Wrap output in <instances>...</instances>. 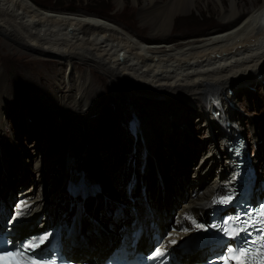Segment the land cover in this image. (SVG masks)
<instances>
[{
  "label": "bare ground",
  "instance_id": "1",
  "mask_svg": "<svg viewBox=\"0 0 264 264\" xmlns=\"http://www.w3.org/2000/svg\"><path fill=\"white\" fill-rule=\"evenodd\" d=\"M133 1L137 4L140 0ZM166 1L165 4H160L155 0H146L139 12L143 26L149 27L153 36L164 39L161 45H148L113 22L100 19L95 15L85 12L66 14L42 10L31 0H0V30L14 43L37 53L53 56L68 64L71 70L74 68V61L77 60L106 73L113 81L115 90L117 89L121 94L119 100L122 98V101L127 103V118L134 117L132 120L137 121L140 120V113H142L144 134L149 132L151 138L155 136L152 133L156 127L164 126L163 129L166 131L170 126V128L185 127L187 118L185 109L183 114L182 112L175 114V118L164 113V122L161 123V120H154L143 111L141 103L135 99L143 98L145 101L155 103L160 101L157 105L161 103L162 106H164L163 101H166V107L177 99H184L189 104L188 107L201 113L206 130L212 136V140L205 143L208 149L201 148L194 154L196 158L202 156L201 158L205 160L203 168L196 169L197 172L190 178L186 176L190 168L187 169L185 166L184 169L178 168L174 173L169 172L167 175L174 176L175 179L180 176L176 184L173 185V182L170 184L176 192L175 196L179 194L177 200H173L172 203L176 206L177 219H182L183 214L204 215L213 204L210 198L213 197L215 189L219 186L218 193H221L235 177L232 141L235 136H241L244 132L238 107L236 109V97L241 91L246 92L247 86H260L261 82L264 83V0L261 4H257V0H204L208 8L212 5L218 10L222 30H212L201 40L195 39L188 42L185 40L177 44H173L176 40L170 38L173 36L171 26L174 19L190 13L191 10H200L203 0ZM121 5L122 0H118L117 6ZM76 77L77 75L70 71L64 74L61 81H58L57 87L64 94L70 91V94L63 96L60 100H72L71 94L78 87L82 91L81 82L76 83ZM82 77L85 78L82 86L85 95L77 93L73 100L84 101V96L89 98L88 96L92 97V92L95 93V102H90L88 106L83 105L84 109L94 111L93 117L85 119L86 114L80 115L82 123H79V125L89 123L87 129H91L98 119L95 115L101 113L99 109L103 93L93 86L91 90L88 89L89 73L83 74ZM122 89L125 93H121ZM133 103H137V106L135 107ZM4 104L0 101V110ZM3 112H6V109ZM69 113L67 112V116L73 118L74 116H70ZM4 114L0 113V130L5 122ZM169 115L172 114L169 113ZM129 132L134 143L139 142L141 146L140 161L137 162V157L135 158L138 151L131 145L135 151H132L131 155L129 152V157L126 158L121 170L120 194L112 195L108 194V185L113 184L118 187L119 179L116 181L113 179L112 183L106 175L95 174L82 166L87 163V158L84 159L88 152L87 145L72 154L71 144H65L66 147L67 145L70 147V150L63 148V150H69L68 153L61 152L48 164L49 169H63L59 175L61 183L47 185L33 178L27 179L29 176L22 174L17 176L13 173V175L9 174V177L6 176L4 167L8 164V158L5 156L6 149L0 144V159L4 161V166L0 162V182L2 180V183L5 181L8 183L6 189H0V194L5 191L7 195L10 189H18L21 193L16 203L17 220L22 223L18 228L20 238L26 229L39 230L58 222L65 223L68 217L80 214L86 218L89 227L102 226L107 229L105 233L96 228L97 232L93 231L89 236H85V239L77 238L72 254L77 256L80 251L87 250L90 256L93 250L94 254L99 252L101 256L107 254L113 244V234L108 227L117 230L110 211L120 210L126 213L125 202L135 199L140 182L149 190L151 200L163 202V207L166 205L167 209L173 191L172 188L169 190L166 188L164 170H161L163 172H160L158 178L155 174L151 175L155 170L154 161H152L155 156L150 154L146 143L134 139L138 136L135 131L129 130ZM254 135L264 157V138L256 130ZM127 136L125 137H130ZM169 138L170 134L167 133L164 141L169 142ZM218 140H220L219 144ZM169 150L172 149L169 148ZM225 152L228 158L223 157ZM220 154L223 159L218 161L215 156ZM113 160L117 159H107L109 162ZM136 162L138 167L133 170ZM143 162H146L145 166H142ZM176 163L179 165L178 160H174L170 169L175 167ZM216 164L223 171L222 173L219 171V175L213 170ZM257 164L260 168L263 167V172L258 177L259 184H262L264 183V159H260ZM46 165L43 162L40 166L46 167ZM126 165L128 172L124 174ZM156 168L159 169V167ZM42 169L44 168L39 169V172H42ZM164 169L168 167L165 165ZM142 171L144 173H141ZM13 176H16L18 181L16 186L13 185L16 182ZM8 178L10 180H7ZM99 178H102L106 184H100V187L96 188L95 183ZM161 183L162 186H160ZM41 185L43 187L37 193L35 187ZM56 185L58 186L55 189ZM90 192H96L97 195L89 198ZM101 194L106 196V203L101 206L103 213L98 214L97 208L93 210L94 201ZM58 195H61V198H58ZM25 211L29 212L27 218L24 217ZM168 213L167 210L166 214ZM152 215L156 218L157 224L164 226V218L159 215L157 209L153 210ZM172 216L169 214L168 218Z\"/></svg>",
  "mask_w": 264,
  "mask_h": 264
},
{
  "label": "rangeland",
  "instance_id": "2",
  "mask_svg": "<svg viewBox=\"0 0 264 264\" xmlns=\"http://www.w3.org/2000/svg\"><path fill=\"white\" fill-rule=\"evenodd\" d=\"M31 1L42 10L66 14L85 12L95 15L100 19L111 21L148 45H161L164 41V39L158 36H153L151 29L143 26V23L140 21V8L144 6L146 0H140L137 4L133 0H122L121 6H117L118 0ZM155 2L165 4L167 1L155 0ZM262 2L263 0H257V4H261ZM71 10L75 11L71 12ZM217 11L212 5L208 8L203 0L200 10H191L190 13L175 18L171 26V34L173 36L170 37L176 40L173 44H177V42L181 43V41L185 40L187 42L195 39L201 40L212 30H220L221 21L219 12ZM180 38L185 39L179 40ZM68 66V64L53 56L43 55L29 48L22 47L18 43H14L7 34L0 30V101L5 103L0 110V113H5V122L3 128L0 130V144L4 146L7 152H5V156L8 158V164L5 165L7 169L4 167L6 176L8 175L9 177V174L13 175V173L17 176L22 174L29 176L27 179L33 178V180L38 182L41 181L42 184L47 183V185H51V183H56L59 185L61 183L59 175L63 169H49V161L61 152L69 151L70 147L71 153L74 154L77 153V150L87 145L86 149L88 152L84 157V159L87 158V163L82 164V166H85L95 174L106 175L110 179V182L113 179L115 181L119 179L118 183L120 185V173L125 165L126 158L128 159L129 157V152L131 155L132 151H138L135 158L137 157V162L140 161L138 158L141 155V146L139 142L134 143L129 132V121L134 117L131 116V119L127 118V103H125L126 101L123 102L122 98L119 100L121 94L118 93L117 89L115 90L116 87H113V81L106 73H103L94 66L82 64L77 60L74 61L73 70L69 69ZM70 71L77 75L76 83L81 82L80 86L82 89L81 91L78 87L77 90H73V94H71V96L73 95L72 100L77 93L85 95L82 87L85 78L82 75H86L87 73L90 75L89 84H87L88 89L91 90L93 86L100 89L103 93L99 109L101 113L95 115L98 116V119L91 126V129H87L89 123H84L83 125H79V123H82L80 115L86 114L85 119L92 118L94 115L93 110L84 109L83 107V105L88 106L90 102L95 100L96 95L94 92H92V97L88 96L90 100L85 96L83 97L84 101L60 100L63 96L66 97V95L70 94V91L64 94L57 87V83L60 79L64 78L65 73H69ZM246 89H248L246 92L241 91L239 96L236 97L235 104L236 109L238 107V112L241 115V122L244 127L243 138L245 139L247 151L251 156L252 163L258 166L257 162L260 159L263 160L264 157H262L254 132L256 130L264 138V83L261 82L260 86L249 85ZM122 92L125 93L123 89L121 90ZM135 100L141 103L143 111L154 120H161V123L164 122L163 118L165 114L175 118L178 113L182 112L183 114V110L185 109L187 115L185 127L175 126L170 128V126L168 127V131L163 129L164 126L156 127L152 133L155 136L152 138L149 132L144 134L142 113H140V120L135 121L138 136L134 137V139H139L141 143H146L150 154L155 156L152 160L154 161L155 170L151 175L155 174L158 178L161 170H164L162 172L165 177L166 188L168 190L172 188L171 190L173 191L169 202V206H172L173 200H177V195L179 194L175 196L176 192H174L170 183L176 184L180 176L175 179L174 176H167L168 173H174V171L181 167L184 169L185 166L187 169L190 168L186 176L189 178L194 176L197 172L196 169H202L205 164V160L201 158L202 156L198 158L194 156L195 151L201 148H206L207 150L208 147L205 143L211 141L212 136L206 130L201 113L192 107H188L189 104L184 99H177L176 102L169 103L167 107L166 101H163L164 106H162L161 103L157 105V102L160 101L155 103L145 101L143 98ZM134 105L136 107L137 103ZM5 109L6 112H3ZM67 112H70V116L73 115L74 117L67 116ZM169 113L172 115H169ZM167 133L170 134L169 142L164 141ZM127 135L131 138H126L125 136ZM146 138L150 139L149 143ZM263 138L260 139L263 140ZM258 142L260 143L259 139ZM68 143L71 144L70 147L68 145L67 147L65 146ZM219 143L220 140H218ZM131 145L134 146L135 150H133ZM63 148L69 150H63ZM169 148L172 150H169ZM119 152L122 153L120 154ZM226 152L223 156L224 158H228ZM215 157L218 158V161L223 159L221 154ZM108 158H116L118 161L113 160L109 162L107 161ZM181 159L183 161H180ZM174 160H178L179 165L176 163V166L170 169ZM0 162L4 166L2 159H0ZM43 162L47 164L46 167L40 166ZM137 162L135 165H137ZM165 165L168 167L166 170L164 169ZM42 167L44 169L41 170L42 172H39V169ZM156 167H159V169ZM126 168H128L127 165ZM213 170L216 174L221 171L218 165H214ZM125 172L126 170L124 174ZM13 178L16 180V176H13ZM7 180H10V178ZM17 182L16 180L13 185L16 186ZM21 182L24 183V181ZM4 183L2 184L8 186L6 181ZM180 183L177 184L180 185ZM58 185L55 186V189ZM42 187V185L39 189L38 186L35 187L37 193L41 191ZM58 198H61V195ZM163 205L162 208L164 209L166 205L164 207ZM159 208L161 207L159 206ZM163 209L160 211L164 212Z\"/></svg>",
  "mask_w": 264,
  "mask_h": 264
},
{
  "label": "snow or ice",
  "instance_id": "3",
  "mask_svg": "<svg viewBox=\"0 0 264 264\" xmlns=\"http://www.w3.org/2000/svg\"><path fill=\"white\" fill-rule=\"evenodd\" d=\"M230 197L221 199L220 203H229ZM249 220L243 221L248 225L251 221V227L256 231L257 236L252 237V233L244 227V236L242 243L238 247L231 245L225 246L218 254V264H264V207L248 213ZM226 231L229 237H238L240 232ZM48 236L38 237L29 243H24L11 250H0V264H49L32 255L36 248L44 244ZM175 243V241H172ZM255 252V255L253 253ZM164 251L157 249L153 257L164 256ZM51 264H55L52 261Z\"/></svg>",
  "mask_w": 264,
  "mask_h": 264
},
{
  "label": "trees",
  "instance_id": "4",
  "mask_svg": "<svg viewBox=\"0 0 264 264\" xmlns=\"http://www.w3.org/2000/svg\"><path fill=\"white\" fill-rule=\"evenodd\" d=\"M74 11H75V10H71V12H74ZM103 228H104V227L98 228V230H99V231H102ZM93 231H94V233H95V232H97V229L90 228V229H89V234H88V236H89ZM92 246H93V245H92ZM87 255H88V253H87Z\"/></svg>",
  "mask_w": 264,
  "mask_h": 264
}]
</instances>
